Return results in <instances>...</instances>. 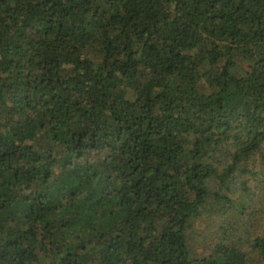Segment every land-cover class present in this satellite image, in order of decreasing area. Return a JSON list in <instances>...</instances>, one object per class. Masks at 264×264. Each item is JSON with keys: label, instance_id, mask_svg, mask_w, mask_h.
<instances>
[{"label": "trees", "instance_id": "16d2710c", "mask_svg": "<svg viewBox=\"0 0 264 264\" xmlns=\"http://www.w3.org/2000/svg\"><path fill=\"white\" fill-rule=\"evenodd\" d=\"M247 251L264 264V0H0V264Z\"/></svg>", "mask_w": 264, "mask_h": 264}, {"label": "rangeland", "instance_id": "374dc122", "mask_svg": "<svg viewBox=\"0 0 264 264\" xmlns=\"http://www.w3.org/2000/svg\"><path fill=\"white\" fill-rule=\"evenodd\" d=\"M258 160L255 162V164H256V166H258L259 167V164H260V160H259V158H257ZM251 184H254V183H250V186H251ZM252 187V186H251ZM257 197H259V196H257ZM257 200V198H255V200H254V203L253 204H251V206L248 208V206L246 207L247 208V214L251 211H253L252 209H253V207L255 206L256 208H258V209H260L261 207H262V205L263 204H259V202L258 201H256ZM195 228L196 229H200V230H202V228H204V224L202 223V222H196L195 223ZM201 234V233H200ZM206 245H207V243H203L202 244V246H203V248L204 247H206ZM205 249V248H204ZM247 260H248V264H263V263H261L260 262V259H258V258H256L255 257V255H253L252 253H249V251H247Z\"/></svg>", "mask_w": 264, "mask_h": 264}]
</instances>
